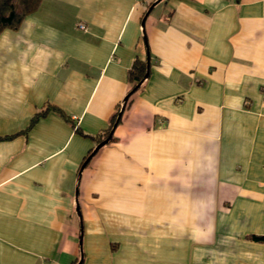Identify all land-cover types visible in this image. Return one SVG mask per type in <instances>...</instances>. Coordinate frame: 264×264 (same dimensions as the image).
I'll return each instance as SVG.
<instances>
[{
	"label": "crops",
	"instance_id": "crops-1",
	"mask_svg": "<svg viewBox=\"0 0 264 264\" xmlns=\"http://www.w3.org/2000/svg\"><path fill=\"white\" fill-rule=\"evenodd\" d=\"M11 136L0 264H264V0H41L0 33Z\"/></svg>",
	"mask_w": 264,
	"mask_h": 264
},
{
	"label": "trees",
	"instance_id": "trees-1",
	"mask_svg": "<svg viewBox=\"0 0 264 264\" xmlns=\"http://www.w3.org/2000/svg\"><path fill=\"white\" fill-rule=\"evenodd\" d=\"M40 3L41 0H0V33L4 30H17L26 17L32 15L37 11ZM153 3L151 4V6L153 5ZM148 73L149 65L147 61H136L133 64L128 75V79L132 84V87L123 99L122 103L117 106V111L108 128L100 132L97 136L90 137L94 141L95 145L84 158L82 166L86 165L90 158L100 148L114 141L113 133L117 125L120 123L123 111L128 105L131 96H133L141 88L143 82L148 76ZM45 114H47V109L37 112L30 120L23 133L29 131L31 127ZM12 137L13 136L0 138V140L9 139ZM249 238L257 242L264 241V237L251 236ZM77 264H81V260Z\"/></svg>",
	"mask_w": 264,
	"mask_h": 264
},
{
	"label": "built area",
	"instance_id": "built-area-1",
	"mask_svg": "<svg viewBox=\"0 0 264 264\" xmlns=\"http://www.w3.org/2000/svg\"><path fill=\"white\" fill-rule=\"evenodd\" d=\"M78 27H79V29H83L84 30L83 25H79Z\"/></svg>",
	"mask_w": 264,
	"mask_h": 264
}]
</instances>
